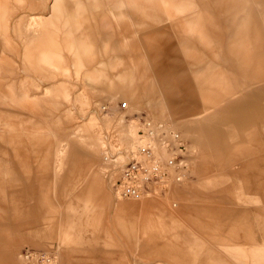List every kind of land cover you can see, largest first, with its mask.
I'll list each match as a JSON object with an SVG mask.
<instances>
[{"label":"rangeland","instance_id":"1","mask_svg":"<svg viewBox=\"0 0 264 264\" xmlns=\"http://www.w3.org/2000/svg\"><path fill=\"white\" fill-rule=\"evenodd\" d=\"M144 117L181 133L192 176L121 199L106 157L125 160ZM194 123L212 130L203 174ZM25 250L264 264V0H0V264Z\"/></svg>","mask_w":264,"mask_h":264},{"label":"built area","instance_id":"2","mask_svg":"<svg viewBox=\"0 0 264 264\" xmlns=\"http://www.w3.org/2000/svg\"><path fill=\"white\" fill-rule=\"evenodd\" d=\"M127 102L120 106L127 109ZM139 135L144 139L129 162L122 168L115 184V193L121 199L140 200L151 194L168 193L192 176L189 168V148L180 132L165 123H153L144 117ZM165 124V125H164ZM158 151L166 153V157ZM23 264H57L56 256L25 250Z\"/></svg>","mask_w":264,"mask_h":264},{"label":"crops","instance_id":"3","mask_svg":"<svg viewBox=\"0 0 264 264\" xmlns=\"http://www.w3.org/2000/svg\"><path fill=\"white\" fill-rule=\"evenodd\" d=\"M176 98L178 99L179 96H177ZM171 101H170V104H168V106H169L168 108L171 109L173 114L174 113L175 114H177V113L183 114V111H181L180 109L177 110L176 107L171 106V104H172ZM179 102H180V100H179ZM180 105H183V103H180ZM192 105H196L195 102ZM187 129H188V132H190L192 130L193 132L195 131L199 134L198 139H200V142L202 144L201 147L203 148V154H201V164H202V174H203L206 172V170H208V168L211 167V162H212V155L210 153L209 137L206 135V133L204 134V129L207 130L210 128L209 127L207 128L205 126L202 127V126H200V124L198 125L197 123H194V124H189L187 126ZM210 131H212V130L210 129ZM207 134L209 135L208 132H207ZM211 135H212V133H211ZM164 210L165 209L163 208V206H158V204H153V203L149 204V206L147 208V212L150 214L156 215L157 218H159V220H162L165 218L166 213ZM113 211L117 215H119L121 218L124 219V220H122V223H124L125 227L129 228L128 224H130V221L126 220V217H125L126 213L129 211L127 205L117 206L114 208ZM204 213H205L204 209H201V208H195L194 209V212H192L191 216H192V219L195 221V223L200 224V225L202 224L203 217L205 216Z\"/></svg>","mask_w":264,"mask_h":264},{"label":"bare ground","instance_id":"4","mask_svg":"<svg viewBox=\"0 0 264 264\" xmlns=\"http://www.w3.org/2000/svg\"><path fill=\"white\" fill-rule=\"evenodd\" d=\"M35 18H37V16L35 17ZM139 123V122H138ZM159 123H161V122H159ZM165 125V124H164ZM136 127H137V136H136V138L135 139H133L132 140V142L127 146V148H126V158H125V160L124 161H122V162H120V161H115L116 160V157L114 156V155H108L106 158H107V160L108 161H110L109 162V166H111L112 168H115V169H117V168H124V166L126 165V162L128 161V160H130V158H131V156L138 150V148L142 145V144H144V139H142V137H140V135H139V130L141 129V128H143V126H142V123H141V125H139V124H137L136 125ZM158 153L160 154V155H162V156H164V157H166V153H164L163 151H158ZM115 169H113V170H115ZM114 176V175H113ZM119 178H120V176H119ZM118 178V179H119ZM118 181V180H117ZM157 194H160V192H157V193H155V194H151V195H157ZM150 196V195H149Z\"/></svg>","mask_w":264,"mask_h":264}]
</instances>
